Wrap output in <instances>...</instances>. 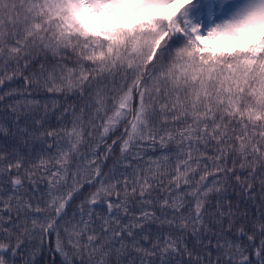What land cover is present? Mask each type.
Wrapping results in <instances>:
<instances>
[{
  "label": "snow or ice",
  "instance_id": "snow-or-ice-1",
  "mask_svg": "<svg viewBox=\"0 0 264 264\" xmlns=\"http://www.w3.org/2000/svg\"><path fill=\"white\" fill-rule=\"evenodd\" d=\"M0 264H264V0H0Z\"/></svg>",
  "mask_w": 264,
  "mask_h": 264
},
{
  "label": "rangeland",
  "instance_id": "rangeland-1",
  "mask_svg": "<svg viewBox=\"0 0 264 264\" xmlns=\"http://www.w3.org/2000/svg\"><path fill=\"white\" fill-rule=\"evenodd\" d=\"M171 11H173V9H167V10H165L164 12H162V14H168L169 12H171ZM102 19H104V20H107L106 18H102ZM109 23H111V21L110 20H107ZM213 45H216V46H218V45H220V46H225L226 48H230V47H232V46H234L233 44H227V43H221V44H213Z\"/></svg>",
  "mask_w": 264,
  "mask_h": 264
},
{
  "label": "trees",
  "instance_id": "trees-1",
  "mask_svg": "<svg viewBox=\"0 0 264 264\" xmlns=\"http://www.w3.org/2000/svg\"><path fill=\"white\" fill-rule=\"evenodd\" d=\"M161 15H164V14H162L161 13ZM99 19V22H101V23H109L107 20H104V19H102V18H98ZM212 46H214V47H225V46H220V45H218V46H216V45H212ZM236 45H234V46H232V47H235Z\"/></svg>",
  "mask_w": 264,
  "mask_h": 264
}]
</instances>
